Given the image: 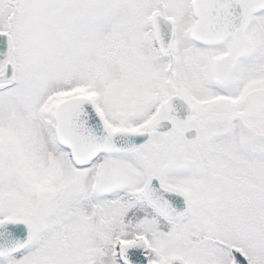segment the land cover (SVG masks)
<instances>
[{"label":"snow or ice","instance_id":"1","mask_svg":"<svg viewBox=\"0 0 264 264\" xmlns=\"http://www.w3.org/2000/svg\"><path fill=\"white\" fill-rule=\"evenodd\" d=\"M0 264H264V0H0Z\"/></svg>","mask_w":264,"mask_h":264}]
</instances>
